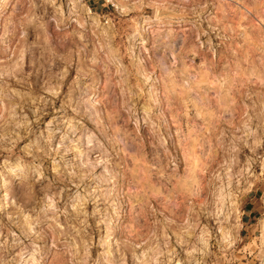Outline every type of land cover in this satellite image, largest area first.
I'll return each instance as SVG.
<instances>
[{
  "label": "rangeland",
  "instance_id": "374dc122",
  "mask_svg": "<svg viewBox=\"0 0 264 264\" xmlns=\"http://www.w3.org/2000/svg\"><path fill=\"white\" fill-rule=\"evenodd\" d=\"M0 264H264V0H0Z\"/></svg>",
  "mask_w": 264,
  "mask_h": 264
}]
</instances>
